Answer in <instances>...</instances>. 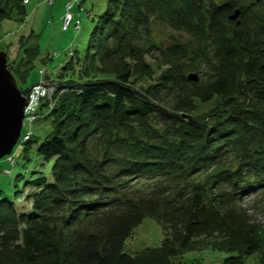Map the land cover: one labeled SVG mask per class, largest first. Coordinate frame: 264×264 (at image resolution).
<instances>
[{
	"label": "trees",
	"instance_id": "obj_1",
	"mask_svg": "<svg viewBox=\"0 0 264 264\" xmlns=\"http://www.w3.org/2000/svg\"><path fill=\"white\" fill-rule=\"evenodd\" d=\"M14 9L26 15L22 0H0V20ZM151 21L190 38L160 48L168 68L138 88L152 73L129 35ZM32 36H21V56L8 59L17 85L38 55L27 45ZM193 56L210 65L204 83L183 74L180 61ZM61 69L51 106L35 120L51 124L35 148L53 160L50 173L26 182L34 189L29 211L0 199V264H180L202 237L228 253L221 264H248L252 254L264 264V228L238 206L247 190L264 191V0H107L83 53ZM168 87L176 95L165 107L155 101ZM198 102L213 106L196 114ZM94 138L125 154L117 173L107 166L110 153H88ZM20 142L28 152L33 134ZM231 156L236 165L225 167ZM209 167L217 171L207 184L193 181ZM120 174L162 176L173 186L133 197ZM146 217L163 238L129 254L124 242Z\"/></svg>",
	"mask_w": 264,
	"mask_h": 264
},
{
	"label": "rangeland",
	"instance_id": "obj_2",
	"mask_svg": "<svg viewBox=\"0 0 264 264\" xmlns=\"http://www.w3.org/2000/svg\"><path fill=\"white\" fill-rule=\"evenodd\" d=\"M23 2V1H22ZM68 2L71 6H68ZM26 10V15L19 18L14 9L10 17H5L0 20V51L7 50L9 59L17 60V55L21 53L19 46L22 45L21 36L30 37L27 45L37 46L38 55L32 61V67L29 69L23 81L18 80V85L22 89H27L24 94L27 97L24 110L29 108L28 94L31 88L38 83H54L58 80L62 66L69 61L70 55L74 56L82 54L86 46L89 32L92 25L97 19V16L102 13L106 7L107 0H54L49 3L46 0H27L23 2ZM69 13L71 19L66 22L65 15ZM139 32L133 31L129 35L132 42L143 50V59L150 66L152 77L148 80L140 79L136 87H144L145 84L155 82L158 76L168 68L166 57L161 54L160 48H165L170 45L173 38L182 41L189 39L190 36H179L176 31L163 25L151 21L146 27H139ZM190 49H193L190 47ZM174 60V57L172 58ZM215 62V61H213ZM180 64L183 66V74L195 75L197 80H189L193 82L204 83L208 80L211 74L210 65L206 59L195 56L193 58L183 59ZM18 68L24 69L23 66ZM76 69L78 66L75 67ZM22 71V70H21ZM71 70L67 69L64 73V78H67ZM49 77V78H48ZM90 77H104L103 74L90 72ZM54 80V81H53ZM55 93V91H54ZM52 93L51 100H53ZM175 91L168 88L162 89L157 103L162 106L170 107L175 101ZM43 99L39 101V111L43 108L50 107V101ZM28 105V106H27ZM213 103L202 104L198 102L196 114L207 112ZM23 110V114H24ZM47 109H44V113ZM24 120V116H23ZM35 122V121H34ZM23 123V122H22ZM26 124V123H25ZM160 127V124L156 125ZM32 130L34 142L28 152L24 151L25 144L21 143L22 135L27 131ZM51 130L49 120H37L30 127L23 125L21 129V138L12 149L10 155L0 158V199L7 198L13 200L19 211H29L31 201L27 200V196L34 189L26 186V182L38 175L49 176L50 168L53 160L45 161L40 155H37L35 148L47 137ZM23 141V140H22ZM88 153L100 156L105 152L107 156L110 153L111 161H107L108 168L113 173H117L124 166L125 157L123 153H117L114 146H106L101 140L92 139L88 142ZM26 156V157H25ZM237 163L234 156L226 159V166L233 168ZM217 168L209 167L198 171L192 178L194 182L207 184L210 177L215 174ZM117 182H120L133 193V197L143 190L148 192L157 186H173L171 181L162 176L152 175H122L120 174ZM123 187V186H122ZM121 186L119 188H122ZM221 190L228 189L227 185L219 184ZM130 193V192H129ZM241 203L238 206L242 208L248 216L259 226L264 228V191L247 190L241 195ZM162 226L153 218L146 217L133 230L130 237L124 242V251L129 254H135L143 251L145 248H154L159 246L163 238ZM194 250L185 252L181 258L176 260L180 264H214L222 260L228 253L216 250V244L213 243L212 237H202L197 240ZM248 264H257V254H252L247 258Z\"/></svg>",
	"mask_w": 264,
	"mask_h": 264
},
{
	"label": "water",
	"instance_id": "obj_3",
	"mask_svg": "<svg viewBox=\"0 0 264 264\" xmlns=\"http://www.w3.org/2000/svg\"><path fill=\"white\" fill-rule=\"evenodd\" d=\"M239 10L230 16L235 19ZM236 24H239L237 21ZM8 53L0 51V158L10 155L17 143L23 122V110L27 97L18 87L8 67ZM189 80H197L195 75H188Z\"/></svg>",
	"mask_w": 264,
	"mask_h": 264
},
{
	"label": "built area",
	"instance_id": "obj_4",
	"mask_svg": "<svg viewBox=\"0 0 264 264\" xmlns=\"http://www.w3.org/2000/svg\"><path fill=\"white\" fill-rule=\"evenodd\" d=\"M22 1L26 2L27 0H22ZM46 1L49 3H53L54 0H46ZM68 6L69 7L71 6L70 2H68ZM65 16H66L65 17L66 22H69L71 19L70 14L67 13ZM55 88H56V84L53 82L38 83L31 88V92L28 94L29 103H27L28 105H30V107L24 110V120L22 126L27 125L30 127L32 125V123L38 118L39 101L40 100L42 101L45 98L51 100L50 96H52V93H54V91L56 90ZM51 103L52 100L50 101V104ZM31 135H32V130L29 129V131H27L24 135H22L23 136L22 140H27L28 137H30ZM214 264H221V263L215 262Z\"/></svg>",
	"mask_w": 264,
	"mask_h": 264
}]
</instances>
